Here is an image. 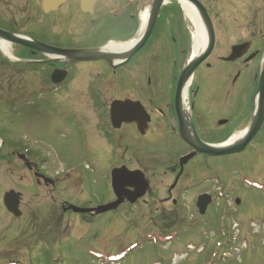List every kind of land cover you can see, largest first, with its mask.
<instances>
[{
    "label": "rangeland",
    "instance_id": "obj_1",
    "mask_svg": "<svg viewBox=\"0 0 264 264\" xmlns=\"http://www.w3.org/2000/svg\"><path fill=\"white\" fill-rule=\"evenodd\" d=\"M198 1L211 20L215 43L210 55L192 76L188 118L204 143L222 144L243 131L253 106L264 43L258 41L257 47H251L250 51L258 50V55L256 61L245 69L238 64L229 65L224 59L230 55L233 46L251 36L264 38V0ZM178 2L169 0L161 7L146 44L121 69L137 73L144 82L150 77L151 86L148 87L153 94L164 95L172 85L175 88L185 65L193 26ZM150 7L151 0H142L137 11L138 20L144 11L150 12ZM21 10L14 9L6 1L0 5V27L19 37H39L36 28L32 27L41 24L43 19L45 40L59 34L57 41L67 38L70 39L68 44L80 46L89 44L91 34L103 27L98 25L84 31L80 27V16L67 23L62 15H40V18L33 17L28 23L30 27L25 29L28 16ZM138 30L139 25L134 34L124 38V32L116 33L120 37L110 39L109 43L131 41ZM64 43L61 41L59 44ZM9 46L10 58H5L0 52V264H264V129L239 154L196 157L191 161L182 184L196 182L199 177L204 182L203 186L184 196L178 208L164 209L173 214L171 220L159 216V212L155 213L154 204L137 205L132 209L122 207L116 213H108L92 221H82L72 214L63 217L59 209L55 213V204L42 203L41 192L30 185L31 179L17 161L9 163L8 154L12 151V143L20 141L23 147L36 152L32 157L39 156L44 160L41 165L50 176L59 179L62 174L55 173H60L62 166L79 172L86 168L95 153H90L92 145L86 136L87 128L81 122L77 123V119H92L95 112L92 104H96L99 97L94 99L92 96V99L90 93L96 91H92L90 83L86 86L85 76L100 69H80L74 74V80L57 93H34L44 78L42 69L33 70L13 64V59L21 58L22 50L12 44ZM21 77L29 79V82L18 81ZM88 87L91 92L86 90ZM122 92L126 96L129 91H113L105 105L123 96ZM56 106L60 107L59 113L54 110ZM230 112L238 118L227 126L218 127L217 120L227 118ZM165 141L157 146L158 153L185 151L176 146L173 138ZM105 150L111 163L120 157L121 150L116 143L106 145ZM131 151L136 153L133 149ZM130 152L126 155V163L128 158L136 156ZM163 157L164 154L154 157L147 173L156 190L164 188L171 179L160 168L162 161L167 162ZM36 162L39 163V159ZM79 181H67L62 185L66 186L63 189L73 197L78 195L79 199L81 190L93 202L103 199L101 180L92 185L99 190V198L92 197L93 188L77 186ZM9 191L20 195L19 218L7 213L3 205V196ZM201 191L216 194L214 202L202 216L191 201L192 196ZM219 194L222 196L217 197ZM234 197H237L238 204H234ZM180 214L183 215L181 218ZM41 236L46 242L59 237L61 245L51 246L44 253V246L39 241Z\"/></svg>",
    "mask_w": 264,
    "mask_h": 264
},
{
    "label": "flooded vegetation",
    "instance_id": "obj_2",
    "mask_svg": "<svg viewBox=\"0 0 264 264\" xmlns=\"http://www.w3.org/2000/svg\"><path fill=\"white\" fill-rule=\"evenodd\" d=\"M1 1L2 2H0V5H2L6 1L9 6H14V9L16 10L19 11V8L22 9V13L28 16L26 18L27 23H25V29H28L30 27L28 23L32 20L33 17L40 18V15L45 17H57L58 15H62L63 21L67 23L74 22L76 20V16H80L82 19V26L80 27L83 28L84 31H88L89 28L94 26H103L99 28L98 31L91 34L92 41L85 46H80V44H68V41H70V39L67 38H63L62 40L60 39L59 41H57L59 34L55 35L54 38L50 40H45L43 38L45 36V23H43V19L41 20V24L39 23V25L32 27L34 29L36 28L35 31H38L37 33L39 34V37H26L27 40L36 41L37 43L49 47L50 49L64 51L99 49L104 47V45H106L107 43L111 42L112 40L110 39L117 40V38L120 36H118L116 33L124 32L125 36H123L122 38L134 34V31L137 30L139 25L137 11L139 10V6L142 2V0H99L94 6L93 13L85 14L80 9L79 0H68L56 11L49 13L43 12V9L41 7L43 0ZM15 4L19 6V8L16 7ZM29 13H31V16H29ZM1 27L0 30L13 34L12 31H8L6 28ZM130 27L131 31L126 34ZM23 37L25 38V36ZM51 37L52 35L50 34V38ZM255 37H257V35H253L248 40L239 43V45L248 44V48L242 58L236 60L233 63H228L229 65L238 64L245 69L247 68V65H250V63L256 61L258 50L250 51V49L253 46L257 47L256 43L258 41L264 43V38L256 39ZM61 41H64L65 43L59 44ZM14 46L20 48L23 55L21 54V58H19L22 59V61H20L19 59H13V64L24 65L25 67L31 68L33 70L42 69V73H44V78H41L40 80L42 81V83H40L41 85L38 89H35L34 93L37 91L38 93L41 91H46L51 94L57 93L59 90H62L68 83H70L71 80H74V74L79 72L80 69L85 67H98L96 69H100V71L93 70L92 73L88 72L87 76H85L87 77V80H85L86 86H89L90 83L89 87H92V91L94 90L96 91V93L91 92V88L89 87L86 88V90L91 92H89L91 94V97L95 96L94 99L99 97L96 99V104H92L93 110L95 111L91 116L92 119H77V123L81 122L87 128L86 136H89L91 140L90 145H92V148H90V153H95V156H92V159L90 160V164L86 168L81 170L83 172H79L74 168L72 169L71 167L68 168L65 165L60 169V173H55L62 174L61 179L52 177L44 169L43 165H41L44 160H42L39 156L37 158L32 157V154H35L36 152L30 147H23V144L20 141L14 144L12 143V151H10L9 154L7 153L9 163L11 164L14 161H17L19 165H21V168L24 170V172L31 179L32 184L30 185H32L34 188L36 187L37 191L39 190L41 192L40 196L41 200H43L42 203H44V205L55 204V213L58 212L57 209H59V212L61 215H63V217L72 214L74 216H78V218L82 221H92L93 219L104 216L105 214L116 213L122 207L132 209L137 205L150 206L154 204V206H156L155 213L159 212V216H162L167 220H171L172 218H174L173 214L171 212H165L164 209L167 208L168 210L169 207L171 209L178 208L182 203L184 196L189 195V193H193L195 189L203 186L204 182L200 181L199 177L197 178L198 180L196 182H186L182 184V180L186 173V168L188 167L190 162L193 161L196 157L208 158V156L196 155L183 166L182 170L179 167V160L189 155L192 152V149L186 143H184V141L179 136V119L175 109V88H173V85L170 91L168 93H165L164 95L153 94L151 87H148L151 86L150 77H148L146 79V82H144L142 78L140 79L137 76V73H133L131 71L125 72L121 70L123 67L128 65L131 59L125 64L113 69L105 61L71 62L56 56H47L43 52H39L29 47H21L18 45ZM25 57H28V60L25 59ZM260 67L261 66L258 67L259 72L257 73V78H259ZM103 69L104 71H102ZM26 80H28L27 82H29V79L26 78L21 77L18 79V81L21 82H24ZM122 90H128L129 92L126 96H124L125 92H122L123 96H119L118 98L112 100V102L118 101L124 103V105L121 107V109H119V112L117 113V120L115 122L117 127L115 126V128L111 122L110 114V106L112 102L106 105L105 103H108V101L110 100L108 96L113 93V91L120 93ZM254 99L255 98L253 97V100ZM54 110L59 113L60 107L56 106ZM254 112L255 106L253 103L252 109L249 112V116L245 121L242 133L251 123ZM236 116V114L230 112L227 118H222L223 120L227 119L228 122L227 120L223 121L219 119L217 120L216 124L218 125V127H223L225 125L227 126L231 120L236 118ZM89 120H91V122H89ZM88 125H90V128ZM263 129L264 120L258 133L251 141V143L256 139L258 135L263 133ZM196 135L201 139L198 133H196ZM225 135H227V133ZM225 135L223 134V137ZM167 138H173L177 143L176 146L180 150L185 151L182 153H179L178 151H176L175 153H173V151L158 153L156 149L157 146L161 143H165V140ZM110 143H116L118 146V150H121L120 157H117L118 160L116 159L113 163L110 162V158L107 157L105 150V146L109 145ZM93 148L96 149V151H94ZM130 149H133V151H136V153L132 151L130 152ZM128 152L136 156H134V158H128V163H126L125 159ZM158 154H164L163 158L167 159V162L162 161L159 165L161 166L160 168L162 170L166 171L163 172V174L167 173L166 175H169L171 179L164 188L156 190L154 187H152L150 183L151 180L147 177V173L148 169L151 168L149 167L150 163ZM36 159H39L40 162L37 163ZM130 164H132L133 166ZM122 167L130 172L139 171L142 173L144 180L148 183V189L146 190L142 198L136 200L131 204L123 197L124 199L122 204L116 210L101 215H95L93 212L83 214L73 213L69 209V207L73 206H77L79 209H94L96 207L114 202L116 200V197L111 188V173L112 171L120 169ZM74 179L80 180L78 182L79 185L77 183V186H80L81 188L84 185L93 188L94 192H92V197L94 198H99L100 192L95 187H92V185L97 184L98 180H101L103 188L101 196L103 199H96L95 202H93L90 197L87 198L85 196V193H83V190H81V188V199H79L78 195H74L73 197L71 193H68L69 191L67 189H63L64 187L66 188V186L62 185L67 183V181L70 182ZM74 185L76 186V183ZM71 189L73 190V187H71ZM133 191L134 190L132 188H125L124 194H132ZM203 195H207L211 199V202L208 205L207 209L211 206L216 197V194H207L205 191H201V193L197 194L196 196H192V205L196 209L197 200L200 196ZM219 196L222 195L219 194L217 197ZM236 200L237 197H234V204ZM19 204L20 208L21 203ZM182 216L180 214L179 218H181ZM39 241H41L40 243L44 246V248H42L44 249V253L45 250L50 249L51 246L61 245V238L59 237H54L53 239L50 238L49 241L46 242L45 237L41 236Z\"/></svg>",
    "mask_w": 264,
    "mask_h": 264
},
{
    "label": "water",
    "instance_id": "obj_3",
    "mask_svg": "<svg viewBox=\"0 0 264 264\" xmlns=\"http://www.w3.org/2000/svg\"><path fill=\"white\" fill-rule=\"evenodd\" d=\"M68 0H43L42 1V9L44 13L54 12L60 6L65 4ZM80 1V9L85 14H92L95 4L99 0H79ZM166 0H151V7L147 22L146 30L138 41V43L126 54L124 55H112V54H101L98 52L99 49L93 50H54L46 47L42 44L37 43L36 41H29L24 37H19L7 32L0 30V41H4L7 44L18 45L21 47H29L31 49L37 50L39 52H43L45 55H53L64 59L66 61L71 62H87V61H105L108 63L111 68L115 69L126 62H128L136 53H138L146 44L149 39L153 28L155 26L157 17L159 15L161 7L166 3ZM179 1V0H177ZM191 4L196 10L201 23L204 27L207 44L203 53L198 56L195 60L191 61L187 65L183 66L181 73L177 78V83L175 87V109L179 119V136L191 149L192 152L181 158L179 160V167L182 170L183 166L191 160L196 155H205L208 157H224L233 154H239L243 152L247 146L254 139L256 134L258 133L263 120H264V65L260 67V73L257 83V88L255 92L254 98L257 100L255 106L254 116L251 120V123L244 131V136L236 143L225 145L226 143L220 145H210L201 141L195 133V130L192 124L189 121V125H187L186 117L182 110V92L186 83L192 78L197 67L207 59L210 53L213 50L215 43V35L212 27L211 20L208 16L206 9L198 0H183ZM248 48V44H241L237 46H233L230 51V55L224 59L227 63H233L236 60L243 57L246 50ZM120 60L119 62L113 64V61ZM62 80V79H61ZM124 105L123 102H112L110 106V114H111V122L116 125V118L119 109ZM115 127V128H116ZM111 188L116 197V200L107 205L99 206L94 209H79L76 207H69V209L73 213H91L93 212L95 215H101L110 211L116 210L123 202L125 198L131 204L136 200L143 197L146 190L148 189V183L144 180L143 175L139 171L130 172L125 168H120L112 171L111 173ZM125 188H132L134 191L132 194H124ZM124 197V198H123ZM19 202L20 195L15 193L14 191H9L3 196V205L10 215L15 218H19L21 216V212L19 211ZM211 199L207 195L200 196L197 200V210L199 215H204L208 205L210 204ZM239 202L236 201V204Z\"/></svg>",
    "mask_w": 264,
    "mask_h": 264
},
{
    "label": "bare ground",
    "instance_id": "obj_4",
    "mask_svg": "<svg viewBox=\"0 0 264 264\" xmlns=\"http://www.w3.org/2000/svg\"><path fill=\"white\" fill-rule=\"evenodd\" d=\"M169 0H166L165 2H168ZM179 5L182 9V11L188 16L190 21L192 22L193 28L191 29V42L188 49L187 57L185 60V65L190 63L191 61L195 60L198 56H200L204 49L206 48L207 44V37L204 30V27L201 23V20L194 9V7L189 4L186 1L179 0ZM149 12L144 11L140 14L139 18V30L137 35L128 42L125 43H107L98 50L101 54H112V55H124L128 53L141 39L143 36L148 22ZM9 44H7L4 41H0V52L5 58H10L11 54L9 52ZM53 57V55H49ZM120 60L113 61V64L119 62ZM264 65V50L261 55L260 59V66ZM192 83V78L186 83V85L183 88L182 92V110L186 117V120L188 119V96H189V88ZM254 106H256L257 100H253ZM187 125H189V120H187ZM244 133L239 134L238 136L232 137L225 145L233 144L241 140V138L244 136Z\"/></svg>",
    "mask_w": 264,
    "mask_h": 264
}]
</instances>
